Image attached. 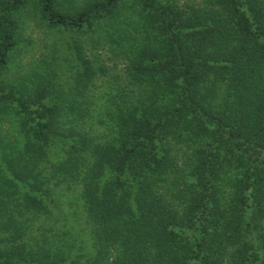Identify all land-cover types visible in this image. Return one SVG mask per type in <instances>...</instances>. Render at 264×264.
I'll use <instances>...</instances> for the list:
<instances>
[{"label":"trees","instance_id":"trees-1","mask_svg":"<svg viewBox=\"0 0 264 264\" xmlns=\"http://www.w3.org/2000/svg\"><path fill=\"white\" fill-rule=\"evenodd\" d=\"M28 4L116 49L126 96L102 142L78 127L77 94L104 70L80 49L69 99L0 79V120L22 140L0 131V264H264V0H0V72ZM71 184L76 223L52 210Z\"/></svg>","mask_w":264,"mask_h":264},{"label":"rangeland","instance_id":"rangeland-1","mask_svg":"<svg viewBox=\"0 0 264 264\" xmlns=\"http://www.w3.org/2000/svg\"><path fill=\"white\" fill-rule=\"evenodd\" d=\"M84 1L59 0L60 6L66 10L80 6ZM183 1L192 0H179V2ZM120 18L114 24L117 27L116 31L118 34L123 32L120 26L124 27L129 24L125 13L120 15ZM17 19L16 43L9 50L7 62L0 72V79L3 84L6 86L13 84L16 87L32 88L38 80L44 78L54 87V96L60 95L69 99L71 88L73 87L74 89L76 86L77 71L79 69L76 54L78 49H80L79 51L83 56H89L95 63L98 62L96 64L102 65L104 70L96 71V75L83 88L85 93L83 91L82 96L77 94L78 99L85 108L81 112L86 113L81 121L78 122L80 123L78 127L87 131L91 137L93 136L98 141L107 140L109 137L107 138V134L105 135L106 127L102 121L108 122L109 115L107 114L111 111L110 100H119L126 96L125 91L121 92L120 90L125 85L122 75L119 73L118 68L112 67L113 58L111 57L116 49L108 50L102 49L101 45L93 46V38L90 40L87 32L62 30L48 25L38 9L32 4L19 9ZM112 32L115 33L114 27ZM128 88L129 86L126 93L131 98L134 93L129 92ZM129 97L127 100H129ZM115 112L117 111L112 110L111 113ZM0 131L5 132L7 134L6 137L9 136L10 139L17 137L15 146L22 144L14 121L3 117L0 120ZM24 156L26 160L23 159L22 161L36 172L37 164L35 168L31 163L32 157H29L28 154ZM40 167L38 166V168ZM59 187H56V190ZM80 193V186L74 184L68 187L64 186V190L60 194L56 191L59 207H53L52 210L56 211L60 220L64 218L67 223H76L79 220L75 217V211L81 205ZM60 223L61 221H56L54 224H49V221H46L45 225L48 230L53 232L56 231L57 227H62V230L70 229V232H77L71 224L69 226H59ZM82 226L86 227L85 224H82ZM85 231L88 230H84L82 233H85ZM69 242L68 240L64 242L60 238H56L51 243L67 250V247L69 249ZM83 242L87 246L90 243L86 234L83 237ZM89 247L88 250L91 252L92 250Z\"/></svg>","mask_w":264,"mask_h":264}]
</instances>
